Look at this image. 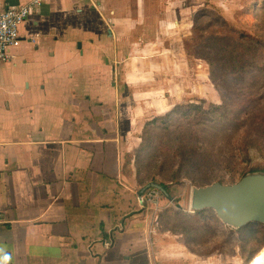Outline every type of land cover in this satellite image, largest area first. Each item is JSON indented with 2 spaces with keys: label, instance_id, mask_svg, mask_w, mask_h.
I'll use <instances>...</instances> for the list:
<instances>
[{
  "label": "crops",
  "instance_id": "obj_1",
  "mask_svg": "<svg viewBox=\"0 0 264 264\" xmlns=\"http://www.w3.org/2000/svg\"><path fill=\"white\" fill-rule=\"evenodd\" d=\"M186 2L44 0L21 25L0 63V264L162 263L124 164L144 124L203 83Z\"/></svg>",
  "mask_w": 264,
  "mask_h": 264
},
{
  "label": "rangeland",
  "instance_id": "obj_2",
  "mask_svg": "<svg viewBox=\"0 0 264 264\" xmlns=\"http://www.w3.org/2000/svg\"><path fill=\"white\" fill-rule=\"evenodd\" d=\"M263 4L264 0H187L185 3L186 7L193 6L189 14L191 17H193L192 15H194L199 9L200 12H207L208 10H211L209 8L215 10L216 13H214V15L205 19V22L209 23V32H211L212 29L219 30L221 34L228 36L229 43L238 44L240 46V51L247 53L245 64L253 61V56L249 54V49L251 47L260 55L259 61L260 58L264 59V47H258L257 44L259 43L253 37L255 35L261 39V42L264 45ZM247 5H251L253 8L248 9L246 8ZM191 17L190 21L192 19ZM217 17L221 20L227 21L229 24L220 23V20L214 19ZM230 29L233 30V32ZM241 30L246 32L244 36L247 40H244V37H241ZM248 36L252 37L248 39ZM254 44H256V46H254ZM201 60L202 59H198L196 61L201 64ZM202 61L207 64V66H204L203 64L199 66L201 69H204V67L206 69L204 78L202 79L203 83L196 87V76L189 80V86L187 87L185 95L188 96L186 99L189 100L187 101L204 100L207 104L212 102H228L244 121L246 120L248 124H255L258 126V129L254 130V136L260 142L264 153V139H260V124L264 126V99L262 100L260 98V92L248 93L247 90L244 89L241 95H235L234 99H230L229 95L225 93L234 91L236 85L232 82L229 87H226L224 81H233L238 77L236 71L232 70L237 69L238 66L233 62L226 61L223 63V67H226L229 71L222 73L220 76H216L214 73L215 67L213 65L210 66L206 60ZM213 79L215 80V83L213 82ZM217 79L219 85L216 84ZM260 101L262 102V105H260ZM159 112L160 107L157 106L152 113L153 115H157ZM228 125L231 126L228 133L229 137H218L220 140L217 145L202 142L203 137L207 134H199V142H196V134H192V139L196 144V152L190 151L191 159L192 157H196L201 161L198 168H193L195 171L193 174L197 177H208L206 182L202 184L197 183L198 186L215 181L227 183V181L232 178V174L237 176L243 170L244 164L240 157V142L238 140V135L233 130L234 123L228 121ZM182 133H184L183 128L180 130V135ZM170 140L178 142L177 151L181 150L184 153H190L187 148L190 146L187 137L181 136V140L177 141L171 135ZM139 144L140 142L138 139L136 143H130L129 147L131 150L134 148L135 152V149ZM161 150H165L166 157H163ZM174 150L175 149L172 147L171 149L160 147V149L154 153L155 167L153 166V172L155 177L157 180L166 181V183L169 184L172 196L177 199L179 205L182 206H177L180 208V211L175 210L176 212H181L180 215H174V211L171 210L170 215L173 220L170 223V227L173 232L164 231L161 228L160 218L164 210H160L154 217V221L160 225L161 237L164 239L158 243L155 247V251L162 257L166 255L162 263L158 264H248L253 253L249 252L251 251V244H253L255 248L260 247L261 252L264 249V245H261L264 241L262 237V232H264L262 227H253V225H250L251 227L247 226L240 232L239 236H236L230 235L226 232L223 224L220 221L218 222V218L213 212L208 213V218L205 220L197 217V215L195 216L196 213H193L190 210V195L191 188L197 186L196 183L190 179L189 172L183 173L178 171L180 168L181 156L175 154ZM252 152L254 154L257 153L256 150H253ZM200 154H203V158H200ZM261 159H264V155ZM135 163L136 159L132 156V165ZM129 169H131L132 172L126 174L127 177L131 178L130 180L137 182L136 168L129 166ZM175 172L178 173V176L173 177ZM137 191L141 194H146L147 187H141V189ZM166 202L167 197L164 198V204H166ZM170 207L171 206H166V209ZM137 211L143 216L146 224L147 221L153 219L152 215L147 212L146 209H143L140 204ZM122 225L123 222L120 221L118 228H121ZM204 227L209 229V233L206 236L204 235ZM118 228H116V233H120ZM249 229L251 230L248 231ZM183 231H186V234L181 235L179 233H174H181ZM259 231L260 234L258 233ZM255 233H258L260 243H257L256 239H252L253 234ZM140 235H142L141 229L133 226L130 238L136 239ZM109 240L114 241L112 237H110ZM110 241H106L104 246L108 247V244L111 246L112 243ZM139 247L140 245L137 244L136 248ZM122 249L123 247L117 246L112 250L110 255L113 257H119L122 254ZM244 251H246L247 257L244 254ZM256 254L257 253L254 252V255ZM125 263L135 264L136 262L132 260L122 262V264Z\"/></svg>",
  "mask_w": 264,
  "mask_h": 264
},
{
  "label": "trees",
  "instance_id": "obj_3",
  "mask_svg": "<svg viewBox=\"0 0 264 264\" xmlns=\"http://www.w3.org/2000/svg\"><path fill=\"white\" fill-rule=\"evenodd\" d=\"M246 8L252 9L253 7L251 5H247ZM209 9L211 10H208L207 12H200L199 9L194 15H192L193 17H191L190 38H188V40L185 42V47L188 53L192 58L206 60L210 66L213 65L215 67L214 73L216 76H220L222 73L229 71L226 67H223V63L226 61L233 62L236 66H238L237 69H232L236 71L238 77L233 81H224V85L226 87H229L232 82H234L236 85V89L234 91L225 93L229 95L230 99H234L235 95H241L244 89H246L248 93L260 92V98L263 100L264 59L260 58L259 61L260 55L251 47L249 49V54L253 56V61L251 63L245 64L247 53L244 51L241 52L240 46L238 44L229 43L228 36L221 34L219 30L212 29L211 32H209V23H206L205 19H208L211 15L216 13L213 8ZM214 19L220 20V23L229 24L227 21L221 20L218 17ZM231 31L233 32V30ZM240 34L242 35L241 37H244V40H247L244 36L246 34L244 30H241ZM251 37L252 36H248V39ZM253 37L259 43L257 44L258 47H264L261 39L255 35ZM254 46H256V44H254ZM213 82L215 83L214 79ZM216 84H218V79ZM187 100L189 99L184 100V102L181 104H176L165 114L156 116L144 124L140 134V144L132 156H134L136 159V163L133 164V166L136 167L137 182L141 185V187H147V190L160 185L169 193L171 197H173L169 184L166 183V181L157 180L153 172V168L155 167L154 153L159 150L160 147H163L164 149H171L172 147L175 149V154L181 156L180 168L178 171L183 173L189 172L190 179L196 183L197 187L208 185L203 184L198 186L197 183L202 184L206 182L208 177H197L193 174V172H195L193 168H198L201 161L196 157H192L191 159L190 151L196 152V144L192 139V134H196V142H199V134H207L203 137L202 142L217 145L220 140L218 137H229L228 133L231 129V126L228 125V121H232L234 123L233 130L238 135V140L240 142V157L244 167L237 176L232 174V178H230L227 183H234L238 181L250 165L263 158V148H261L260 142L254 136V130H257L258 126L255 124H248L246 120L244 121L228 102H212L207 104L204 100ZM260 105H262L261 101ZM182 128L184 133L180 135V130ZM171 135L177 141L181 140V136L187 137L190 143V146L187 148L189 149L188 152L190 153H184L181 150L177 151L178 142L170 140ZM260 139H264V126L261 124ZM253 150H256L257 153L254 154L252 152ZM161 152L163 153V157H166L165 150H161ZM132 156H126V161L124 164V169L125 171L127 170L126 174H130L132 172V170L129 169L130 164H132ZM200 158H203V154H200ZM176 176H178V173L175 172L173 177ZM174 200L173 206L167 208L166 211L164 209L161 214V228L164 231H171L170 223L173 220L170 215L171 210L174 211V215L181 214V212H176L180 211V208L177 207L179 205V201L175 198ZM210 212L213 211L206 210L197 212L195 216L197 215V217L205 220L208 218V213ZM250 225H253V227H260V225L256 224ZM262 229L264 231V227H262ZM250 230L251 229L248 231ZM208 231L209 229L204 227L205 236L209 233ZM174 233L183 235L186 234V231ZM258 233L260 234V231ZM258 233L253 234L252 239H256V242L260 243V237L258 236ZM262 234L264 240V232H262ZM261 245H264V241ZM249 252H253L248 262V264H252L253 260L261 252L260 247L255 248V246L251 244V251ZM254 252L257 254L254 255ZM244 254L247 257L246 251H244Z\"/></svg>",
  "mask_w": 264,
  "mask_h": 264
},
{
  "label": "water",
  "instance_id": "obj_4",
  "mask_svg": "<svg viewBox=\"0 0 264 264\" xmlns=\"http://www.w3.org/2000/svg\"><path fill=\"white\" fill-rule=\"evenodd\" d=\"M157 188L168 200H173L162 186ZM190 210L193 213L213 211L230 235L239 236L250 224L264 227V159L250 165L234 183L215 181L192 187Z\"/></svg>",
  "mask_w": 264,
  "mask_h": 264
},
{
  "label": "built area",
  "instance_id": "obj_5",
  "mask_svg": "<svg viewBox=\"0 0 264 264\" xmlns=\"http://www.w3.org/2000/svg\"><path fill=\"white\" fill-rule=\"evenodd\" d=\"M44 0H32L24 5L7 9L0 15V63L10 62L12 60V52L22 43L21 25L26 22L33 12L34 8L41 6ZM31 42H35L32 39ZM164 194L155 187L141 194L139 204L143 209L149 212L153 219L147 221V232L153 237L158 234V224L154 221V217L160 210L166 209V206H172L175 200H168L164 204ZM108 247L110 245L108 244Z\"/></svg>",
  "mask_w": 264,
  "mask_h": 264
},
{
  "label": "bare ground",
  "instance_id": "obj_6",
  "mask_svg": "<svg viewBox=\"0 0 264 264\" xmlns=\"http://www.w3.org/2000/svg\"><path fill=\"white\" fill-rule=\"evenodd\" d=\"M201 64L204 66H207V64L204 61H200ZM252 264H264V249L262 252L259 253V255L254 259Z\"/></svg>",
  "mask_w": 264,
  "mask_h": 264
}]
</instances>
